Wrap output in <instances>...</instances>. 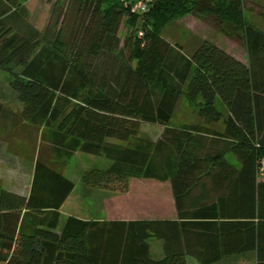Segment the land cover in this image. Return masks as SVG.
Wrapping results in <instances>:
<instances>
[{
	"label": "trees",
	"instance_id": "obj_1",
	"mask_svg": "<svg viewBox=\"0 0 264 264\" xmlns=\"http://www.w3.org/2000/svg\"><path fill=\"white\" fill-rule=\"evenodd\" d=\"M21 1L6 6L18 10ZM76 1L74 30L65 37L59 28L41 47L0 20V71L10 74L32 135L8 144L31 166V181L28 195L0 181V263L187 264L191 254L213 264L238 253L264 264V31L243 21L244 0H150L142 13H131L129 0ZM185 14L242 39L247 62L206 40L191 53L171 44L162 28ZM124 17L136 39L121 43ZM182 98L198 106L199 123L173 127ZM2 101L0 89V135ZM144 124L163 131L138 144ZM76 152L112 161L82 174L86 186L113 193L105 204L112 218L68 216L58 233L74 188L63 171ZM152 182L169 184L176 218L152 216ZM208 185L216 200L201 203ZM150 238L164 241L163 258L151 257Z\"/></svg>",
	"mask_w": 264,
	"mask_h": 264
},
{
	"label": "rangeland",
	"instance_id": "obj_2",
	"mask_svg": "<svg viewBox=\"0 0 264 264\" xmlns=\"http://www.w3.org/2000/svg\"><path fill=\"white\" fill-rule=\"evenodd\" d=\"M77 9L78 3L76 0H72L70 4L68 0H22L18 10L10 9L6 6V0H0V20L5 23L7 28L26 35L32 41H37L38 46L41 47L53 41L59 28L62 29L65 37L69 35L71 29L74 30ZM262 11H264V0H244L243 21L248 26L264 31ZM58 12L60 19L56 24L55 18ZM226 30L227 32L231 31V27ZM135 31L136 27L131 26L127 17H124L118 31L121 43L126 38L135 40ZM161 34L171 44L180 45L187 53L192 52L199 40H206L238 60L247 62L244 41L225 35L206 19H200L189 14L176 16L164 24ZM14 70L19 71L20 67H14ZM9 83L10 74L7 71H0V89L3 92L4 102L11 111H18L21 104L16 99L15 91ZM217 106L219 105L217 104ZM197 107L196 104H191L185 98H182L171 122L181 124L186 121L195 122L199 120ZM159 130L158 125L144 124L140 133V137L143 139H138L140 141L137 143L147 144L149 143L147 141H153ZM77 157H73L69 161L63 172L75 183L74 192L70 202L65 205L64 211L87 218L96 217L94 211H96L97 204L100 202L101 192L104 191L98 188H93V190L84 188L81 186L82 183L79 182V175H82L88 169L104 170L108 167L110 160L103 155L84 153H79ZM227 159L233 160L235 163L232 154H228ZM11 162L13 164V161ZM29 174V169L25 167L20 169L19 164H17V168H7L3 163H0V181L6 187L27 189ZM84 186L92 188L85 184ZM149 197L151 198L152 194ZM217 264H255V262L252 255L246 254L223 257L217 261Z\"/></svg>",
	"mask_w": 264,
	"mask_h": 264
},
{
	"label": "crops",
	"instance_id": "obj_3",
	"mask_svg": "<svg viewBox=\"0 0 264 264\" xmlns=\"http://www.w3.org/2000/svg\"><path fill=\"white\" fill-rule=\"evenodd\" d=\"M241 62L245 63V61H241ZM217 104L219 105L218 108L221 110V112H223L224 117H226L227 116L226 108L221 104V102L219 100H217ZM2 105H3V114L1 116L2 135H0L1 136V138H0V163H3V165H5L7 168H9V167L17 168V164H19L20 169H23L25 167V168L29 169V172H30L29 183H28L27 189L24 190V189H21L18 187H12V188L11 187L9 188L6 186H4V187L6 189H8L9 191H12L14 193H18V194H22V195H28L29 187H30V181H31V166L26 164L25 158H23V157L20 158L18 156H15V155H13V153L11 155L10 154L11 152L8 151V144H11L12 142L14 143L13 140H17V141L19 140L21 142L22 140H24L26 138H31V136H32L30 134L31 127L24 124L22 121H20V119L17 115V112L20 111L21 107L19 108L18 111L17 110L11 111L9 109V107L6 105V103L4 102V96H3ZM197 123H199V120H197L195 122L186 121V122H183L181 124H175V123L171 122V125L173 127H178L182 124H197ZM215 126L219 129H221V128H223V122L222 121L218 122ZM159 127H160V130H159L157 136L153 139V141L157 140L163 131V127H161V126H159ZM141 129H142V127H141ZM26 131L28 133H26ZM140 133H141V130H140ZM12 152H14V151H12ZM79 153H81V152H76L73 155V157H77ZM228 154H230V153H227V155ZM227 155H226V157H227ZM11 161H13V164H11L12 163ZM230 162L234 163L233 160H231ZM111 163H112V161L110 160L109 165ZM236 165H238V164L236 163ZM67 166H68V164L66 165V167ZM66 167H65V169H66ZM63 175L73 182V180L71 178H69L68 176H66L64 173H63ZM79 176H80L79 182L82 183L81 186H83L86 189H92L93 190V188L85 187L83 184V181H82V175H79ZM258 180L262 181V180H264V177H259ZM151 186L153 188L152 196H153V201H154V205H152V208H153L152 209V216L153 217H166L167 216V217H170V219L176 218V210H175L176 208H175L174 202L172 200V197L170 195L169 184L168 183L152 182ZM74 187H75V185H74ZM103 191L104 192H101L102 194H101L100 202H99V204H97L96 211H94V212H96L97 216L87 218V217H82V216L75 215L73 213H68L67 211L66 212L64 211L65 205H67L70 202L71 196L74 192V189H73L71 194L69 195V197L66 199V201L64 202V204L60 208V219H59V224L56 228V232L59 233L61 231V229L65 223V220L68 216H74L78 219L87 220V221H94V220L103 221V220L111 219L112 217L108 216V214H107L105 204L108 200L112 199L113 193L110 191H107V190H103ZM200 191H201L200 193H202L201 198H203L200 200L201 203L206 202V204H210L211 202L216 200V196H217L218 192L215 189V187L208 185V186H206V188H201ZM208 191H210V193H212L213 195L208 196V197H204L203 193H208ZM186 201L187 202H186L185 207L191 206L190 205L191 200L187 199ZM122 219H130V217H125ZM147 243L149 246L151 257L153 259L158 260V259L163 258V256H164V241L162 239L150 238L147 240ZM250 255H252V254H250ZM227 256H230V257L231 256H240V254L232 253V254L227 255ZM227 256H225V257H227ZM186 261H187V264H199L191 254H188L186 256ZM213 264H217V262L213 263Z\"/></svg>",
	"mask_w": 264,
	"mask_h": 264
},
{
	"label": "built area",
	"instance_id": "obj_4",
	"mask_svg": "<svg viewBox=\"0 0 264 264\" xmlns=\"http://www.w3.org/2000/svg\"><path fill=\"white\" fill-rule=\"evenodd\" d=\"M150 0H129L125 1L124 5L129 7L131 13H142L147 10ZM143 32H138V37H141ZM261 172H264V167H261Z\"/></svg>",
	"mask_w": 264,
	"mask_h": 264
}]
</instances>
